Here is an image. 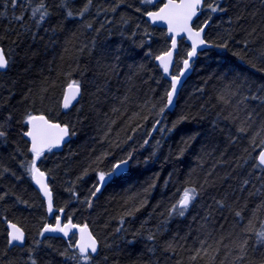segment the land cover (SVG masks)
I'll use <instances>...</instances> for the list:
<instances>
[{
	"label": "trees",
	"instance_id": "obj_1",
	"mask_svg": "<svg viewBox=\"0 0 264 264\" xmlns=\"http://www.w3.org/2000/svg\"><path fill=\"white\" fill-rule=\"evenodd\" d=\"M157 7L144 0H0V47L9 59L0 74V264H85L70 258L79 256L74 237L41 235L60 216L86 225L97 240L90 264H264L256 235L264 231L257 163L264 149V0L205 1L194 28L209 24L212 48L197 56L171 112H164L170 79L156 63L170 38L145 20ZM187 53L182 40L173 75ZM73 81L81 96L63 112ZM29 114L69 130L60 152L37 161L51 213L27 171ZM121 161L125 170L114 172ZM185 189L195 198L180 216L173 206ZM7 222L26 233L24 247L8 248Z\"/></svg>",
	"mask_w": 264,
	"mask_h": 264
},
{
	"label": "snow or ice",
	"instance_id": "obj_2",
	"mask_svg": "<svg viewBox=\"0 0 264 264\" xmlns=\"http://www.w3.org/2000/svg\"><path fill=\"white\" fill-rule=\"evenodd\" d=\"M13 6L16 4V0H11ZM91 0H89V3ZM146 2L151 3V0H146ZM202 0H168V3L164 4L158 12H148L147 15L155 22L157 20L165 21L168 24V31L170 33L178 34L180 32H187L189 39L192 40V50L188 52V57L191 58L196 54L197 45L204 44L205 41L201 38V33L203 28L199 31H193L190 27V21L194 16H196L197 11L201 6ZM85 11L87 10V5L85 6ZM217 7H212L211 11L216 12ZM36 11H39L37 9ZM82 14V13H81ZM47 13H41V20L44 19V16ZM69 16L72 15L71 12L68 13ZM20 19V17H17ZM176 47V36H172V48ZM172 52L168 51L163 56H158L157 59L161 62L162 67L164 68L165 73L168 72V65L171 61ZM184 68L189 67V60H184ZM9 64V59L5 56L3 49H0V70L7 69ZM183 74V72L181 73ZM178 82V77L172 78V90L167 93L168 105H171L173 100V94L176 90ZM80 93L79 83L73 81L72 84L68 86V90L64 94L63 107L67 109L71 102L76 99ZM254 99L256 97H253ZM264 99V97H261ZM167 107V105H166ZM163 112V109H161ZM24 123L28 126L27 131L23 133L24 136L29 137L31 140V148L33 156L30 161V164L27 167L28 173L31 175L33 181L39 185L41 192L48 201V211L51 213L53 211L52 206V193L49 190L48 184L45 182V173L40 171L37 167V160L43 155L45 150H51L53 147H58L61 140L69 134L67 127H61L60 124L50 123L44 116H33L29 114ZM240 131H245L244 128H241ZM5 133L0 131V137H3ZM261 144H264V140L261 141ZM127 163L126 161H121V164ZM259 165H264V150H261L258 156ZM120 165H114L113 171L115 172L119 169ZM111 176L112 173L107 174ZM106 174L99 173V180L101 183L105 181ZM100 191V187L97 186L96 191L92 193L93 196L96 195V192ZM195 198L194 189H185L183 195L179 199L176 205L173 206V211H178L180 216L184 215L185 210L188 209L189 204ZM90 203V202H89ZM63 211V210H61ZM240 212H236V216H240ZM76 227L72 225L69 221L68 224H65L63 227L60 226L59 217H57L56 227H46L44 231L48 232H62L65 236L68 235L70 228ZM11 231L8 234V244L12 245L14 242H22L24 239V233L18 228L15 224H9ZM81 236L80 240L76 243L75 247L78 249L79 256L73 255L70 257L73 260H83L85 264H88V261L91 258V254L97 252V240L88 232L87 226H84L79 229ZM43 235V233H41ZM257 235L258 243L264 244V231L259 232ZM149 240L153 239L152 236L148 237ZM245 244L247 241L244 242ZM71 247V245H70ZM171 247V245H169ZM241 252H243V245L240 246ZM195 259V257H193ZM32 264H35V261H32Z\"/></svg>",
	"mask_w": 264,
	"mask_h": 264
},
{
	"label": "water",
	"instance_id": "obj_3",
	"mask_svg": "<svg viewBox=\"0 0 264 264\" xmlns=\"http://www.w3.org/2000/svg\"><path fill=\"white\" fill-rule=\"evenodd\" d=\"M154 1H156V0H154ZM205 1H206V0H202L201 6H200L199 10L197 11L196 16H194V17L192 18V20L190 21V27L193 29V31H199L201 28H203V32L201 33V38L205 41V43H204V44H199V45H197L196 54H195L193 57L189 58V57H188V54H187L186 59L189 60V67H188L187 69H185V68H184V63H182L178 75L175 76V77H178V82H177L176 90H175V92H174V94H173V100H172V103H171V105H168V99L166 100V105H167V107H165V111H164V112H171V111H173V109L175 108V105H176V101H177V98H178L179 92H180L182 86L184 85V83L186 82V80L188 79V77L190 76V74H191V67H192V64H193V62L196 60V58H197V56L199 55V53H201V52H203V51H206V50L212 48V45H210L209 43H207L206 40H205V34H206V30H207L209 24H208V23L204 24L200 29H195V28L193 27V24H194L195 19L198 18V17L200 16V13H201L200 10L203 8V5H204ZM177 2H179V0H177ZM166 3H168V0H165V1L163 2V4H162L157 10L150 11V12H158V11L160 10V8H162V7L164 6V4H166ZM145 20H146L150 25H152V26H154V27L164 29V30L166 31L167 36L170 38V48H169L168 51H171V52H172V57H171V61H170L169 65H168V72H167V73H165L164 68H163L162 65H161V62L156 58V63H157L158 66L161 67V69H162V71H163L164 78L168 79V78L171 77V74H172V68H173L174 63H175V56H176V53H177V50H178V43H179V41L183 40V41L186 43V45L189 47V51H191V50H192V40L189 39L187 32H180V33H178V34L170 33V32L168 31V24H167L165 21L157 20V21L154 22V21H153V20H152L147 14H146V16H145ZM173 35L176 36V47H175V48H172V36H173ZM0 49H1V47H0ZM168 51H167V52H168ZM189 51H188V52H189ZM167 52H165V53H167ZM165 53H163V54H161V55H159V56H163ZM5 70H6V69H4V70H0V74H1L2 72H4ZM182 72H183V74H181ZM173 77H174V76H173ZM173 77H171V79H170V90H169V91L172 90V78H173ZM67 90H68V87L65 89V91H64V93H63L62 100H61V110H62L63 112H66V111L70 110L72 107H74V106L79 102V99H80V96H81V92H80L79 95L76 97V99L73 100V101L71 102L70 106H69L67 109H65V108L63 107V100H64V94H65V92H66ZM37 116H38V115H37ZM45 119H47V118H45ZM47 120H48V119H47ZM48 121H49V120H48ZM49 122H50V123H56V124H59V123H57V122H51V121H49ZM60 125H61V124H60ZM27 127H28V126H27ZM61 127H66V126L61 125ZM68 132H69V130H68ZM69 136H70L69 134H68L67 136H65L64 139L61 140L59 146H58V147H53L51 150L54 151V152H60V151L64 148V146L68 143V141H69ZM25 139H26V141H27L28 144H29V148H31V140H30V138L25 136ZM262 150H264V149H262ZM46 151H48V150H45L44 152H46ZM260 151H261V150H260ZM260 151H259V153H260ZM259 153H258V155H257V162H258V156H259ZM258 164H259V163H258ZM260 166H261V168L264 170V165H260ZM44 179H45V182L47 183V178H46V176L44 177ZM32 182H33V185H34L35 189L38 191V193L40 194L41 198L43 199V201L46 203V205H47V207H48V201H47V199L45 198V196L43 195V193L41 192L39 185H37V184L33 181V179H32ZM47 184H48V183H47ZM48 187H49V186H48ZM49 190H50V189H49ZM59 221H60V220H59ZM9 224H14V223H12V222H7V223L5 224L6 231H7V242H8V238H9V237H8V234H9V232L11 231V229L9 228ZM65 224H68V223H65ZM65 224H63V225L61 226V223H60V226L63 227ZM15 225H16V224H15ZM56 225H57V221H56V223H54L53 225H47V226L43 227V231H44V229H45L46 227H56ZM72 225H75V224H72ZM16 226H17V225H16ZM75 226H76V227H73V228H70V229H69V231H68V235H67V236H65L64 233L59 232V231H57V232H48V231H44V232H45V234L48 235V236L55 237V238H61V239H63V240H66V239L69 237L70 234H76V235H77V241H76V243H77V242L80 240V236H81V233H80L79 229L82 228V227H84V226H78V225H75ZM17 227L20 228L19 226H17ZM20 229H21V228H20ZM87 230H88L89 233H91L90 230L88 229V227H87ZM21 231L24 233V239H23V241H22V242H20V241L14 242L12 245H9V244H8V248H9V249L12 248V247H17V248H22V247H24L25 242H26V233H25L22 229H21ZM91 235H92V234H91ZM98 249H99V247H98V243H97V252H98ZM76 250L78 251L77 248H76ZM97 252L94 253V254H91V255H96Z\"/></svg>",
	"mask_w": 264,
	"mask_h": 264
},
{
	"label": "rangeland",
	"instance_id": "obj_4",
	"mask_svg": "<svg viewBox=\"0 0 264 264\" xmlns=\"http://www.w3.org/2000/svg\"><path fill=\"white\" fill-rule=\"evenodd\" d=\"M144 2L146 3V4H149V5H154L153 4V1L151 0V3H148V2H146V0H144ZM156 5V4H155ZM38 161V160H37ZM120 165V167H119V169H117V171H123V170H125V168H126V166H127V163H125V164H119ZM60 218H62L61 216H60ZM76 238V237H75ZM75 242H76V239H75V241H74V244H75ZM88 264H90V263H88Z\"/></svg>",
	"mask_w": 264,
	"mask_h": 264
}]
</instances>
